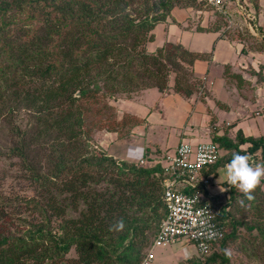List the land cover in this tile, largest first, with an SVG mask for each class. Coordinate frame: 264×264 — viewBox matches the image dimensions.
I'll return each instance as SVG.
<instances>
[{
	"label": "trees",
	"instance_id": "obj_1",
	"mask_svg": "<svg viewBox=\"0 0 264 264\" xmlns=\"http://www.w3.org/2000/svg\"><path fill=\"white\" fill-rule=\"evenodd\" d=\"M250 1L257 6V0ZM177 6L215 12L208 0H0V118L13 122L23 109L32 115L27 127L14 126L17 139L10 151L29 170L33 190L17 202L0 194V264H55L67 259L71 248L73 264H142L166 215L160 164L118 162L95 154L90 145L99 130L122 138L133 135L136 117L124 113L118 118L110 100L153 87L168 90L171 73L174 91L200 93L205 99V83L191 67L195 60L209 59L208 52L191 51L180 42L147 50L155 26ZM241 12L250 21L244 19L238 36L253 42L241 52H264V23L255 31L248 26L254 18L245 9ZM222 21L197 29L221 31L220 37L229 39L227 28L239 22L231 19L234 25L224 30ZM248 72L256 76V86H264V63ZM225 76L238 87L244 83L240 72ZM211 133L225 154L202 170L204 175L216 174L235 153L264 164V134L245 136L237 129L234 137L227 130L217 135L213 125ZM34 146L43 155L30 159ZM102 181L106 186L98 188ZM223 184L226 192L212 197V204L217 202L224 237L209 255L187 262L232 264L225 244L242 237L254 264H264V178L251 201ZM240 199L245 207L237 203ZM23 206L35 211L39 221L12 215L11 207ZM69 210L76 216L68 215ZM121 218L124 230L110 231ZM237 229L247 234L240 236Z\"/></svg>",
	"mask_w": 264,
	"mask_h": 264
},
{
	"label": "rangeland",
	"instance_id": "obj_2",
	"mask_svg": "<svg viewBox=\"0 0 264 264\" xmlns=\"http://www.w3.org/2000/svg\"><path fill=\"white\" fill-rule=\"evenodd\" d=\"M245 5L242 3V5H236L238 4L237 1L235 2H230L229 7H227V20L225 21L224 17L222 18L221 16H217L215 12H210L207 10H204L203 12H198L196 10L191 11V15L189 19H185L182 22L184 24L182 26H179L178 24L174 23L171 21V17H168V22L165 21L163 24L166 26L165 33L167 35H175L179 36L183 29H186V27H189L190 24L194 26V24L199 20L200 23L202 22V18L200 19V16H202L204 19H206L208 22L204 26H207L208 28L213 27L217 22H221L222 19L224 20L222 26V29L225 30L226 27H230V25H234L231 23L229 20L231 19H236L238 20L239 23L236 24V26H233L228 29V38H225V36L220 37L221 31H214L218 33L217 37L221 39H217L215 41V38H212V35L207 34V33H194L193 38L191 40V48H200V49H205V51H208L210 54V58L207 59L208 62L212 61V53L214 49L217 47V50L220 51L222 54L227 55L229 59L232 57L230 56L231 51L228 49V44H232L233 46H236L238 42H240L242 45L250 46L253 45V42L249 39L247 40H240V37L238 36V31L239 32H244V27L242 26V23L244 22V19L247 18V20L250 21V18L241 12L242 9H245L246 12H249V14L254 18V22L252 24H257L258 26H262L264 23V0H257V6H254L253 2L250 0H244ZM206 8V7H205ZM180 9H185V7H175L173 9L174 14L179 15L181 14ZM210 12V13H209ZM224 15V14H223ZM225 16V15H224ZM231 18V19H230ZM229 22V23H228ZM227 24V26H226ZM251 23H248V26L251 25V29L257 31L255 29V25H252ZM240 27L242 28V31L240 30ZM221 29V30H222ZM160 29L157 27L155 28L152 33L155 35L160 33ZM154 36V35H153ZM158 43H161L162 45H165L169 43L170 39L169 38H162L158 39L159 35L156 36ZM223 38V39H222ZM173 41V40H172ZM238 41V42H237ZM152 42L149 41L148 43ZM190 45V43H187ZM253 51V50H252ZM254 52H256L254 50ZM212 58V59H211ZM235 56L231 58V60H234ZM229 66L224 67V74L228 73L231 74V72L227 69ZM223 68V66H217L213 64V68L211 70V73H215L214 71L216 70V73L219 71V69ZM248 70V69H247ZM246 70V71H247ZM248 72V71H247ZM194 73V72H193ZM244 74V72L242 73ZM241 74V75H242ZM174 73L169 74L168 76V86H169V91H174L172 89L173 86V77ZM247 77L246 75H244ZM244 77V78H245ZM251 78V77H250ZM233 78L229 77L226 81L227 84L229 82H232ZM249 82V78H247ZM233 83V82H232ZM171 87V89H170ZM228 88V86L226 85ZM166 90H160L157 87H153L151 89H146L143 90L139 93L134 94L133 98H128L126 99L124 96H119V97H114L110 100V104L113 106L115 112L117 110V107L119 108L120 111H128L131 113V111L134 109V116L136 117V122L135 126H137V130L140 133L145 132L143 135H150L155 131L156 133L159 132V137L157 144L159 149L161 150V154H164L166 152L172 153L173 146L172 148H165V145L169 143V140L166 142V139L168 136H166V130H165V125L161 124L160 122L157 123L160 119V115L163 114V112H159L158 110L162 109L165 101V97L168 96H174L172 97L176 99V96H181L182 100H189V99H194V96H184L176 91L175 94L178 95H172L174 92H171L169 95ZM169 93V92H168ZM249 93V92H247ZM136 98V102H134V99ZM239 103L241 101H238ZM187 103V101H186ZM133 104H135V107H133ZM117 106V107H116ZM153 111L155 113H158L159 116L157 117L156 121H152L149 118L152 116V113L149 114V111ZM118 111V110H117ZM118 118H120L124 113L126 112H120ZM253 112V111H252ZM128 113V114H130ZM164 118V117H163ZM32 119V115L28 110H20L18 114L15 116L13 122H9V120L0 118V194L7 197L8 200L10 201H18L20 200L21 197L25 196H32L33 195V190L31 185L29 184L27 175L29 174V170L24 167L23 161L21 160L20 157L16 156L10 151V148L16 144V139L17 136L15 135V129L14 126L19 125L21 128H25L28 126L29 121ZM100 120L105 121L104 117H101ZM214 120V118H211V122ZM259 120V119H258ZM145 126V129L143 128ZM14 129V131H13ZM189 129H191L189 127ZM105 130H99L94 134V142L92 141L91 149L94 151L95 154L101 155V154H106L109 155V151L104 150V147L101 146L100 142L101 140H104L102 137L103 134H105ZM153 139V137H152ZM185 141L190 144H197V143H203V142H210L212 141L211 138L208 136V134L202 133L200 136L199 134L197 135H191V136H184V138H176L175 141L173 140L172 143H178L179 141ZM118 142V141H117ZM132 146L135 147H140V143H143V146H146L145 140L144 142L134 139L132 142ZM149 144V143H148ZM147 144V145H148ZM150 147H153L152 144H149ZM241 147V146H240ZM118 148V147H117ZM118 151H121V149L118 148ZM225 154V152H222V156ZM39 155H43V151L39 147H33L30 148L28 152V157L30 159L35 158ZM112 157V156H111ZM259 157V156H258ZM116 161H126V160H120L119 157L114 158ZM251 163L253 166L256 164L253 162V159L250 158ZM259 161V160H258ZM128 162V161H127ZM135 163V162H131ZM145 167L148 165L152 164H146L144 163ZM141 166V165H138ZM222 166L218 167L217 175L220 174V176H223V183L226 182L224 179V171L221 169ZM98 173H100V170H98ZM212 174L211 172L207 175L213 183V177L209 176ZM214 176V175H213ZM222 183V184H223ZM106 186V182L102 181L100 182L97 187L98 188H104ZM264 186V185H263ZM210 189L213 191V187L209 186ZM217 188L215 187V190ZM226 192V191H225ZM224 201V200H223ZM221 201V202H223ZM11 213L14 217H20L24 218L25 220L32 222L33 224L39 221V215L35 212L32 211L26 207H21L18 209V207H11L10 208ZM248 213V212H247ZM68 215H73L76 216V212H73L69 210L67 212ZM242 212L239 214L241 216ZM248 215V214H247ZM57 221V220H56ZM232 229L231 226L227 225L226 230L227 232H230ZM238 230V229H237ZM238 235L240 236H245L247 233L243 229L238 230ZM244 239L242 237L236 238V240L233 241H227L226 242V248L231 251V263L232 264H254L256 262L254 257L251 256V253L248 252L247 248H244ZM188 250V251H187ZM146 251V250H145ZM143 251V253H145ZM189 252V253H188ZM151 253L153 255V259L149 264H189L185 259L188 257H192L190 254H197L196 248L193 244L186 242L185 239H178L175 243L173 244H168L166 246H156V247H151ZM187 254V255H186ZM144 255V254H143ZM177 255V257H175ZM67 259H64V261H58L55 264H73L72 259L76 257L75 251L73 248L70 249L69 253L66 255ZM186 256V258H185ZM188 256V257H187Z\"/></svg>",
	"mask_w": 264,
	"mask_h": 264
},
{
	"label": "crops",
	"instance_id": "obj_3",
	"mask_svg": "<svg viewBox=\"0 0 264 264\" xmlns=\"http://www.w3.org/2000/svg\"><path fill=\"white\" fill-rule=\"evenodd\" d=\"M173 9L171 10L168 17H171V21L178 24L179 26H182L184 24V22L182 21L185 19H189L191 11H194L192 7H185V9H180L181 14L176 15L174 14ZM168 17L165 20L167 22L169 20ZM201 18V23L198 20L194 24V26L190 24L189 27L183 29L182 33L178 37L175 35H167L165 33L166 26H164V22L158 23L155 28L158 27L161 32L156 35L153 33L154 38L152 42L147 43V50L153 51L155 47L162 45L161 43H158L159 41H157L156 36L159 35L158 39L169 38L170 42H180L182 45H184V47L191 51L201 53L208 52L205 51L204 48H191V40L194 33L210 34L212 35V38H215V41L217 39H221L217 37L219 32L216 33L212 30L200 31L197 29L198 26L204 27V25L208 22L202 16H200V19ZM187 43H190V45H188ZM242 47L243 45L240 42H238L236 46L228 44V49L231 51L230 56H235L234 60H231L232 57L229 59L227 55H224L220 51H218L217 47L212 53V61L208 62L207 60L201 59L195 60L194 64L191 67L192 71L197 77L201 79L203 77L206 78L204 83L208 94L205 96V99L202 100L200 98V93L192 94L194 96V99L189 100H182L181 96H176V99H172V97L174 96L171 95L165 97V103L162 109L158 110L159 112H163V114L160 115L161 117L158 121L156 120L159 114L153 112L152 110L149 111V114L152 113V116L149 118L150 120L156 121L157 123L160 122L161 124L165 125V135L168 136L166 142L169 140V143L165 145V148H172V146L174 145L172 148L174 152L177 144L183 141L181 140L178 143H172V141H175V139L178 137L184 138V136H193L197 134H199L200 136L202 133H207L211 138V125L215 127L217 135H222L227 130L228 135L230 137H234L237 129H241L245 136H258L264 134V86H256V76L251 75L249 72H247L248 70H250V68L259 69V65H262L264 63V52H254L252 50H248L247 53H242ZM213 64L217 65L218 67L223 66V68L219 69L217 73L216 70L214 71L215 73H211ZM225 66H229L227 69L231 73L240 72L242 74L244 72V74L241 75L244 83L240 87L236 85L234 79L232 80L233 83L229 82L227 84L226 80L229 78V76H225L223 72ZM244 75H246L247 77H245ZM247 78H249V82ZM226 85L228 86V88L226 87ZM143 90L137 91L130 96L124 97L126 99L133 98L134 94L139 93ZM166 91L167 92L165 93H167L168 95L171 92H174L169 91V89ZM175 93L176 92H174L172 95H178ZM238 101L241 102L239 103ZM134 102L138 103L136 101V98L134 99ZM133 107H135V104H133ZM117 110L118 112L120 111L118 107ZM120 112L130 113L128 111ZM134 112L136 111H134L133 109L130 114L134 115ZM212 117L214 118V120L212 121V123H210ZM226 122H228L229 125H226ZM189 127L191 129H189ZM143 128L145 129V126H143ZM132 130L134 134L129 138L118 137V135L114 132H106L102 135L101 138H103L104 140H101L100 144L104 147V150L109 151V155L113 158L119 157L120 160H126L128 162L135 163H137V160L141 155L145 156L147 164H155L161 161L166 154L173 153H160L161 150L159 149L157 144L158 138H160L159 132L156 133L155 131H153L152 134L144 136L143 134L145 132L140 133L137 130V126L133 127ZM136 138L141 142H144L145 140L146 146H143V143H140V147L132 146L131 142ZM148 143L152 144L153 147H150ZM117 147L121 149V151H118ZM145 150L148 151L147 154H144ZM222 152H225V150L222 149ZM221 169L225 170V167H222ZM217 171L218 170H216V174ZM214 174H210L209 176L213 177V183H211L210 186L213 187L212 192H214L215 196L225 193V191H221V188L227 189V187L222 184L223 176H220V174L216 176V174ZM215 187L217 188L216 190ZM190 255L197 256V254ZM175 257H177V255H175ZM151 258L153 259V255ZM187 259L185 260L187 261Z\"/></svg>",
	"mask_w": 264,
	"mask_h": 264
},
{
	"label": "built area",
	"instance_id": "obj_4",
	"mask_svg": "<svg viewBox=\"0 0 264 264\" xmlns=\"http://www.w3.org/2000/svg\"><path fill=\"white\" fill-rule=\"evenodd\" d=\"M208 3L215 11L227 16L230 1L208 0ZM254 27L257 30L258 25L255 24ZM202 80L205 81L206 78L203 77ZM226 125L229 123L226 122ZM221 156V147L213 141L197 144L181 141L172 154H166L158 162L163 177L166 215L151 247L166 246L178 239H185L195 246L199 255H209L214 250V245L224 237V228L216 219L217 202L212 204L214 192L209 188L211 181L202 173V170L213 165ZM144 163L145 156L141 155L137 164L145 167ZM203 188L207 190L206 193ZM151 257L150 248L142 264L149 263Z\"/></svg>",
	"mask_w": 264,
	"mask_h": 264
},
{
	"label": "clouds",
	"instance_id": "obj_5",
	"mask_svg": "<svg viewBox=\"0 0 264 264\" xmlns=\"http://www.w3.org/2000/svg\"><path fill=\"white\" fill-rule=\"evenodd\" d=\"M262 178H264V164H257L253 166L248 155L235 153L233 154L230 162L225 166L224 179L229 185V188L235 187L248 201L254 199L252 193L261 183ZM226 190L227 189L221 188V191ZM237 203L241 207H245L244 199L238 200ZM124 228L125 223L121 218L120 220L113 223L109 230L121 232L124 230ZM224 254L228 257H231V251L229 249H225ZM197 255L199 254L197 253Z\"/></svg>",
	"mask_w": 264,
	"mask_h": 264
},
{
	"label": "water",
	"instance_id": "obj_6",
	"mask_svg": "<svg viewBox=\"0 0 264 264\" xmlns=\"http://www.w3.org/2000/svg\"><path fill=\"white\" fill-rule=\"evenodd\" d=\"M78 94V93H77Z\"/></svg>",
	"mask_w": 264,
	"mask_h": 264
}]
</instances>
